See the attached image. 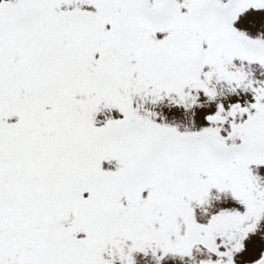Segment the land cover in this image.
Segmentation results:
<instances>
[{"label":"snow or ice","instance_id":"obj_1","mask_svg":"<svg viewBox=\"0 0 264 264\" xmlns=\"http://www.w3.org/2000/svg\"><path fill=\"white\" fill-rule=\"evenodd\" d=\"M0 264H264V0H0Z\"/></svg>","mask_w":264,"mask_h":264}]
</instances>
